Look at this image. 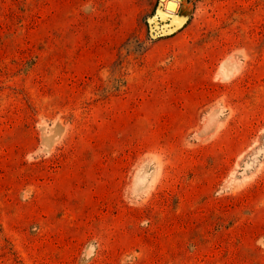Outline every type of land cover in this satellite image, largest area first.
Wrapping results in <instances>:
<instances>
[{"label":"rangeland","instance_id":"1","mask_svg":"<svg viewBox=\"0 0 264 264\" xmlns=\"http://www.w3.org/2000/svg\"><path fill=\"white\" fill-rule=\"evenodd\" d=\"M0 264H264V0H0Z\"/></svg>","mask_w":264,"mask_h":264},{"label":"bare ground","instance_id":"2","mask_svg":"<svg viewBox=\"0 0 264 264\" xmlns=\"http://www.w3.org/2000/svg\"><path fill=\"white\" fill-rule=\"evenodd\" d=\"M170 6H171V7H174V3H170Z\"/></svg>","mask_w":264,"mask_h":264}]
</instances>
